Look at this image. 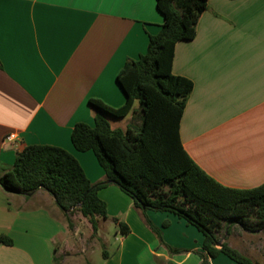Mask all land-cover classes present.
<instances>
[{
  "label": "crops",
  "instance_id": "0c3cea01",
  "mask_svg": "<svg viewBox=\"0 0 264 264\" xmlns=\"http://www.w3.org/2000/svg\"><path fill=\"white\" fill-rule=\"evenodd\" d=\"M163 17L156 0H0V177L27 146L65 150L91 184L105 174L91 151L70 141L75 124L93 127L90 99L119 108L125 96L117 75L145 54ZM172 74L192 89L179 122L189 158L222 186L249 190L264 183V0H207L195 36L173 48ZM134 104V109L138 104ZM124 128L131 122L127 115ZM7 135L14 140L6 141ZM0 187V264H54L65 225L34 198ZM47 194V193H46ZM49 195V194H48ZM114 225L108 258L80 264H200L202 235L183 220L148 210L169 254L115 184L97 191ZM164 222L168 226L162 227ZM106 244V239H102ZM64 257H62V262ZM61 262V263H62ZM209 264H236L219 255Z\"/></svg>",
  "mask_w": 264,
  "mask_h": 264
},
{
  "label": "trees",
  "instance_id": "16d2710c",
  "mask_svg": "<svg viewBox=\"0 0 264 264\" xmlns=\"http://www.w3.org/2000/svg\"><path fill=\"white\" fill-rule=\"evenodd\" d=\"M206 4L207 0H156L163 17L160 31L149 35L145 54L126 61L117 75L124 104L113 108L90 99L93 127L74 125L72 146L78 152L94 154L105 182L91 184L65 150L33 145L16 155L12 167L0 177L1 189L25 198L43 190L63 214L67 228H72L68 215L76 211L88 219L93 234L98 232L99 221L110 220L119 234L126 236L129 228L109 218L105 203L97 196L100 188L115 184L132 200L169 254L183 250L163 243L160 230L146 217V211L169 213L194 227L203 237L202 252L197 253L200 264H209L208 259L219 255L236 264H259L229 246L226 236L233 226L252 234L264 230V183L249 190L222 186L189 158L179 138V122L192 83L172 74L173 48L177 42L195 36L197 20ZM129 114L131 122L125 129H112L104 117L122 119ZM168 224L164 222L162 227ZM0 244L11 246L12 242L0 235ZM101 255L108 258L104 249ZM61 262L62 257L54 259V264Z\"/></svg>",
  "mask_w": 264,
  "mask_h": 264
},
{
  "label": "rangeland",
  "instance_id": "374dc122",
  "mask_svg": "<svg viewBox=\"0 0 264 264\" xmlns=\"http://www.w3.org/2000/svg\"><path fill=\"white\" fill-rule=\"evenodd\" d=\"M104 117L112 128H124L125 126L126 118L116 119L107 115H104ZM38 194L39 196L34 198L35 204L47 208L66 227V242L58 255V257H64L62 264H80L85 261L86 257L94 262L99 260L103 249L110 250L112 248L110 244L115 228L110 220L99 221L98 232L93 234L88 219L75 211L67 217L72 225V228L69 229L67 228V221L54 205L51 196L42 191H39ZM102 239H106L105 245ZM226 240L229 246L238 250L253 262L264 264V230L252 234L241 230L238 226H233L230 235L226 236Z\"/></svg>",
  "mask_w": 264,
  "mask_h": 264
},
{
  "label": "built area",
  "instance_id": "2783aa9c",
  "mask_svg": "<svg viewBox=\"0 0 264 264\" xmlns=\"http://www.w3.org/2000/svg\"><path fill=\"white\" fill-rule=\"evenodd\" d=\"M5 140H6V141H12V140H14V135H7V136L5 137Z\"/></svg>",
  "mask_w": 264,
  "mask_h": 264
},
{
  "label": "water",
  "instance_id": "95a60500",
  "mask_svg": "<svg viewBox=\"0 0 264 264\" xmlns=\"http://www.w3.org/2000/svg\"><path fill=\"white\" fill-rule=\"evenodd\" d=\"M81 204H82V203H80L79 205H77V206H75V207H78V206H80ZM75 207H73V208H75ZM73 208H70L69 210H67V211H65V212L68 213V212L71 211ZM226 234H227V232H225V236H226ZM220 244H221V242L218 243L217 246L219 247Z\"/></svg>",
  "mask_w": 264,
  "mask_h": 264
}]
</instances>
